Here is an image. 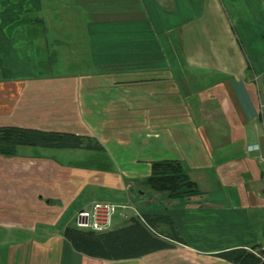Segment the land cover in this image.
Wrapping results in <instances>:
<instances>
[{"label":"crops","instance_id":"obj_1","mask_svg":"<svg viewBox=\"0 0 264 264\" xmlns=\"http://www.w3.org/2000/svg\"><path fill=\"white\" fill-rule=\"evenodd\" d=\"M263 88L262 0H0V125L103 148L0 155V264H237L217 253L264 249ZM161 158L182 160L199 193L146 186ZM95 199L134 202L170 244L77 250L63 229Z\"/></svg>","mask_w":264,"mask_h":264},{"label":"trees","instance_id":"obj_2","mask_svg":"<svg viewBox=\"0 0 264 264\" xmlns=\"http://www.w3.org/2000/svg\"><path fill=\"white\" fill-rule=\"evenodd\" d=\"M21 145L103 149L100 142L88 134L70 130H47L28 125L1 124L0 155L12 156ZM143 183L153 190L165 192L171 198H183L200 191L184 162L178 158L152 160ZM142 216L144 220L140 216L132 215L129 225L114 230L98 231L81 228L73 223L66 225L63 232L77 250L102 257L137 255L169 245L168 240L153 233L157 230L153 217L148 213H143ZM258 246L260 245L232 247L217 254L237 264H264V249Z\"/></svg>","mask_w":264,"mask_h":264},{"label":"built area","instance_id":"obj_3","mask_svg":"<svg viewBox=\"0 0 264 264\" xmlns=\"http://www.w3.org/2000/svg\"><path fill=\"white\" fill-rule=\"evenodd\" d=\"M261 96L264 97V88L261 90ZM261 159L264 161V156H261ZM129 212L144 220L139 207L132 201L95 199L88 206L76 209L74 224L81 228L102 231L108 229L116 213L127 215Z\"/></svg>","mask_w":264,"mask_h":264},{"label":"rangeland","instance_id":"obj_4","mask_svg":"<svg viewBox=\"0 0 264 264\" xmlns=\"http://www.w3.org/2000/svg\"><path fill=\"white\" fill-rule=\"evenodd\" d=\"M262 2H263V5H264V0H262ZM250 7H252V3H250ZM254 11H256V10L254 9ZM30 147L34 149L33 146H30Z\"/></svg>","mask_w":264,"mask_h":264}]
</instances>
